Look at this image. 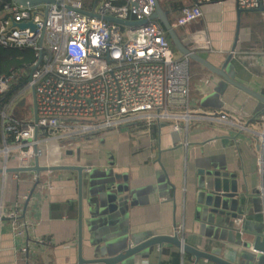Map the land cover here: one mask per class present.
<instances>
[{"label":"crops","instance_id":"1","mask_svg":"<svg viewBox=\"0 0 264 264\" xmlns=\"http://www.w3.org/2000/svg\"><path fill=\"white\" fill-rule=\"evenodd\" d=\"M161 3L174 17L181 15L180 9L194 5L193 0ZM171 3L179 8L174 9ZM204 12L216 50L208 59L222 67L237 37V3L230 0L223 5H206ZM242 19L241 41L229 73L264 97V39L255 44L252 22L247 14ZM192 70L195 111L204 115L225 112L236 125L202 121L190 127L184 124V129L177 132L169 122L154 126L151 131L127 127L73 139L60 138L61 133L56 130L42 131V167H98L97 185L92 184L90 173L85 176L84 248L78 172L3 173L0 264H84L82 260L97 258L98 250L106 257L118 255L125 243L114 244L109 222L122 227V235L127 239L135 237L137 242L179 234L197 249L235 264H262L258 259L264 254L255 250V239L257 233L264 234V173L259 166L264 154V99L227 86L198 63L192 64ZM30 95L25 97L29 100ZM30 114L32 119L29 117L28 121H33L34 107ZM13 135L0 121V169L36 166L37 133H32V145L16 150L10 157L3 150L10 140L9 145H16ZM213 163L233 184L235 198L239 201L241 195L243 199L234 202L230 210L227 206L222 209L239 211L241 219L216 215L213 210L218 207L214 202H204L205 197L199 199L203 187L209 185L207 166ZM98 231L104 233L103 239L95 245L93 238ZM18 250L24 254L19 255ZM175 252L182 254L183 264H217L207 259L197 262L194 256L191 259L171 244L163 250L152 247L124 264H162Z\"/></svg>","mask_w":264,"mask_h":264},{"label":"built area","instance_id":"2","mask_svg":"<svg viewBox=\"0 0 264 264\" xmlns=\"http://www.w3.org/2000/svg\"><path fill=\"white\" fill-rule=\"evenodd\" d=\"M227 1L194 0L192 7L176 17L165 11L185 47L208 59L216 50L204 7ZM234 1L243 10L264 9V0ZM156 12L157 0H99L90 8L86 0H56L49 7L7 4L0 9V47L32 50L36 56L33 80L29 78L22 92L0 110L3 124L16 135V145L7 142L4 154L11 157L16 150L28 148L37 130L39 134L56 130L60 138L73 139L127 127L151 131L169 122L177 132L184 124L190 127L202 121L236 125L225 112L196 114L194 62L178 58L168 32L153 19ZM107 17L146 22L133 31L148 35L150 41L145 45L131 42L128 29L109 23ZM17 77L1 76L0 94L10 92ZM34 89L39 121L36 116L28 121L11 115L20 97L31 93L34 98ZM259 166L264 173V154Z\"/></svg>","mask_w":264,"mask_h":264},{"label":"water","instance_id":"3","mask_svg":"<svg viewBox=\"0 0 264 264\" xmlns=\"http://www.w3.org/2000/svg\"><path fill=\"white\" fill-rule=\"evenodd\" d=\"M16 5L22 6V7H39L42 5H46L49 7V5L56 2V0H12ZM247 12H264L263 8L255 9V10H243L238 8L239 13V25H238V31H237V37L236 41L233 47V50L231 54L227 57L225 64L222 67L216 66L212 61L205 58L204 56H201L199 54L193 53L190 50H188L185 45L183 44L182 38L180 34L174 29L172 25V21L170 19V15L165 11V8L163 4L161 3V0H157V12L154 14L153 19L156 21H160V23L164 26L166 31L168 32V35L170 39L173 42L174 47L176 50L181 53L184 57L189 58L195 63L200 64L201 66L205 67L208 71L215 74L216 76L220 77L222 81L227 83V85L231 87H235L255 98H261L264 99V97L259 95L252 89L251 87L241 83L237 79H235L230 73L229 68L231 66L232 61L234 60L237 52L239 43L241 41V35L243 31V23H242V16ZM106 20L109 23H116L120 25L121 27L128 29V38L131 42H134L139 45H145L148 44L150 41V37L142 32H134L133 29L137 27L144 26L146 22L143 21H125V20H119L116 18L107 17ZM21 27L24 28V25ZM36 71V67L32 70V74L30 77V81L33 80V74ZM34 102H35V116H36V122L39 121V109H38V103H37V92L36 89H34ZM37 144H36V156H37V162L36 166L34 167H20V168H7V169H0V174L3 173H22V172H34L37 174H41L48 171H75L79 173V182H80V205H81V216H80V229H81V248L83 250L84 248V186H85V176L86 173H90V179L92 180L93 185H97V179L100 177L99 170H97V165H85V166H58V167H42L40 164V148H39V130H37ZM208 171L206 170V174L208 175V181L209 185H206L203 187V191L199 193V199L202 200L203 197H205L204 202H207V199H209L211 202H214L215 205L218 207L213 210V213L216 215H229L233 216L235 218L241 219V217L238 215V212H235L234 210L230 212L231 205L234 204V202L237 204V202H242L243 199H241V195L239 198V201L235 196H237L235 193V189L232 186L233 184L230 183L227 176L223 173V170L219 167L218 164H209L207 166ZM106 184V182L100 184V188L103 189ZM205 191L207 192L205 194ZM238 194V193H237ZM235 201H231V199H234ZM242 205V204H241ZM223 206H227L229 208L228 211H225L222 209ZM243 208H245L244 205H242ZM246 209H244L245 211ZM242 213V211H241ZM110 226V232L109 231H103L109 232L111 234V238H114V244L118 245L120 243H125L123 245L124 250L119 253L118 255H112V256H105L103 255V251L98 250V257L93 259L92 261H85L82 260L84 264L87 262H90L92 264H124L128 260L143 254L145 251L149 250L152 247L159 246L162 250L163 247L166 244L174 245L178 248H180L184 253H188L189 255H192L196 258L197 262H200L203 259H207L210 261H213L217 264H235L231 261H228L226 259H223L217 255L211 254L206 251H202L197 249L196 247L186 243L183 239H181L179 234L173 235V236H154L145 239L144 241H135V237L132 238H126L122 234V227L118 228L115 225ZM94 227V226H93ZM101 231H98V236H94L93 241L95 245H99L100 239H103L101 234ZM256 244H255V250L257 252L264 254V234H256ZM105 256V257H104Z\"/></svg>","mask_w":264,"mask_h":264},{"label":"trees","instance_id":"4","mask_svg":"<svg viewBox=\"0 0 264 264\" xmlns=\"http://www.w3.org/2000/svg\"><path fill=\"white\" fill-rule=\"evenodd\" d=\"M98 1L99 0H86V6L90 8L94 3ZM7 4L14 5L15 3L12 0H0V9H3L4 6H6ZM171 5L174 9L179 8V6L174 3H171ZM185 9L186 8L180 9L181 10L180 12L184 11ZM251 13L253 12H247L248 16ZM249 20L252 22L253 27L257 25V24H253L255 22L253 20V17L252 18L250 17ZM242 23H243V19H242ZM14 51H18V50H6L0 47V77L3 75H8V76L14 75L16 77L18 76L15 87H13V89L8 93L0 94V110H4L6 106L9 103H11L14 100V98L17 95H19L20 92H22L25 84L29 81L30 78L29 75L32 71L33 64L36 60L35 56L31 62H29V60H20V58L15 57V55L12 53ZM19 52L24 53L27 51H19ZM21 98L23 97H20V99ZM22 100L23 101H20V108H22L24 111H26V113H28L30 111V106H29L30 102L27 97H24ZM25 117L26 118H24L23 120H28V117H30V115ZM0 121L2 123L1 117H0ZM9 142H11V140ZM12 142L16 143V135H13ZM190 258L193 259L191 255ZM162 264H183V256L180 252H175L173 253L172 258L170 260L164 261Z\"/></svg>","mask_w":264,"mask_h":264},{"label":"rangeland","instance_id":"5","mask_svg":"<svg viewBox=\"0 0 264 264\" xmlns=\"http://www.w3.org/2000/svg\"><path fill=\"white\" fill-rule=\"evenodd\" d=\"M250 17L251 18L253 17V20L255 21L253 24H257L254 27V29H255V44H258V43L260 44V43H262V39H264V12H253L249 16L247 14V18H250ZM257 37L260 38V39H258ZM12 53L15 55V57L20 58V60H29V62H31L33 60L34 56H35L34 51H32V50H29V51L24 52V53L19 52V51H14ZM177 56H178V58H183L184 57L178 51H177ZM224 84L227 85V83H225V82H224ZM29 94L30 93H28L27 95H29ZM23 98H21V99L19 98L20 100H18L15 103V105L13 106V108L10 111V114L11 115L20 116L21 119H24V118H26L25 116H29L30 115V119H32L30 112L33 113V107L35 108V103L33 102V99H34L33 95L29 96L30 111L28 113H26V111H24L22 108H20V101H23L22 100ZM196 114L203 115L204 113L198 111ZM1 145H2V143L0 144V146ZM258 260H260V262H262V264H264V256H259Z\"/></svg>","mask_w":264,"mask_h":264}]
</instances>
